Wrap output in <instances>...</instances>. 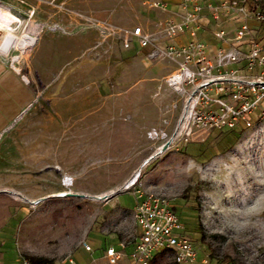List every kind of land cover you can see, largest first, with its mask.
Instances as JSON below:
<instances>
[{
  "label": "rangeland",
  "instance_id": "374dc122",
  "mask_svg": "<svg viewBox=\"0 0 264 264\" xmlns=\"http://www.w3.org/2000/svg\"><path fill=\"white\" fill-rule=\"evenodd\" d=\"M147 1L2 0L19 20L9 29L16 38L26 23L36 37L33 45L10 53L21 74L29 73L36 86L39 73L51 76L42 78L46 85L88 76L75 79L62 95V105L72 102V111L69 121L62 113L56 158L69 172L48 173V189L15 191L14 205L0 206V250L15 258L0 264H19L29 255L63 263L74 260L83 243L92 248L82 249L90 264H109L103 257L107 246L120 249L127 261L139 228L134 197L122 187L136 173L144 190L166 197L175 208L180 232L197 250L193 264H264V115L257 117L264 100L251 127H195L187 141L156 155L157 143L146 131L161 127L171 133L182 106V97L164 83L172 65L149 57L148 47L124 48L109 30L141 26L153 32L156 20L168 14ZM239 22L231 13L213 19L205 12L199 38L213 49L220 43L212 32L222 28L231 38ZM248 26L243 45L264 40V20L248 19ZM66 176L72 182L65 184ZM35 199L40 201L32 204ZM149 264L175 263L170 252H161Z\"/></svg>",
  "mask_w": 264,
  "mask_h": 264
},
{
  "label": "built area",
  "instance_id": "2783aa9c",
  "mask_svg": "<svg viewBox=\"0 0 264 264\" xmlns=\"http://www.w3.org/2000/svg\"><path fill=\"white\" fill-rule=\"evenodd\" d=\"M260 1L179 0L175 5L164 0H151L147 1L149 7L168 14L156 20L153 32H147L141 26L109 27L110 32L118 34L124 48L135 45L140 49L148 47L149 57L172 65L164 83L182 97V106L171 133L161 127H150L146 131V137L157 143L156 155L165 153L179 141H187L195 127L222 130L239 125L252 126V114L264 100V40L252 39L247 45L242 42L249 33L248 19L264 20V12L258 7ZM205 12L213 19L231 13L240 20L231 38L222 28L212 32V37L220 43L213 49L199 38L203 30L201 18ZM33 13V9L28 11V20ZM16 21L19 20L11 13V7L0 0V44L6 47L0 48V53L11 57L12 66L11 51L21 52L36 41V37L27 32V23L19 35L22 40H18L9 30ZM48 29L55 31L61 27L50 25ZM179 36H187V39L176 42ZM229 39L240 44L225 46L223 43ZM22 77L28 81L25 75ZM259 109L257 117H262L264 107ZM138 176L136 173L122 187L130 190L134 197L133 217L139 228L129 264H149L161 252H170L175 264L195 263L196 247L180 232V219L170 201L144 190ZM63 182L68 184L72 179L66 176ZM39 201L35 199L31 203ZM82 246L85 251H92L88 243ZM105 256L109 264H117L122 252L109 246L105 249ZM69 261L80 264L72 258ZM19 264H29V261L22 257Z\"/></svg>",
  "mask_w": 264,
  "mask_h": 264
},
{
  "label": "crops",
  "instance_id": "0c3cea01",
  "mask_svg": "<svg viewBox=\"0 0 264 264\" xmlns=\"http://www.w3.org/2000/svg\"><path fill=\"white\" fill-rule=\"evenodd\" d=\"M41 36L37 38L33 56ZM186 39L187 36H179L175 41L183 42ZM134 48V51L140 50L137 45ZM84 74L67 76L53 85H46L42 78L51 76L39 73L36 76L39 86H36L29 73L25 74L28 81L24 80L22 74L10 64L8 56L0 53V206H13L15 191L48 189L45 181L48 173L69 172L61 168L56 158L61 155L62 130L59 128L64 119L62 113L69 121L72 111V102L62 105V95L75 79L77 81L79 77L88 76ZM82 249L76 251L74 261L90 264L89 259L84 258ZM1 250L0 259H15L12 253L8 255L9 258L3 256ZM130 254L131 251L127 253V261L122 257L118 263L129 264ZM103 257L107 260L105 251ZM58 264L72 263L68 259Z\"/></svg>",
  "mask_w": 264,
  "mask_h": 264
},
{
  "label": "trees",
  "instance_id": "16d2710c",
  "mask_svg": "<svg viewBox=\"0 0 264 264\" xmlns=\"http://www.w3.org/2000/svg\"><path fill=\"white\" fill-rule=\"evenodd\" d=\"M258 7L264 12V1L258 2ZM175 210V208L173 207ZM29 264H52L54 261L52 258L40 255H29L27 256Z\"/></svg>",
  "mask_w": 264,
  "mask_h": 264
},
{
  "label": "bare ground",
  "instance_id": "6f19581e",
  "mask_svg": "<svg viewBox=\"0 0 264 264\" xmlns=\"http://www.w3.org/2000/svg\"><path fill=\"white\" fill-rule=\"evenodd\" d=\"M3 11H4L6 14H9L8 11H7L6 9H4ZM17 39H18V40H20V39L22 40V37H20V38L18 37ZM21 40H20V41H21ZM20 41H19V43H20ZM0 48H1V49H3V48L5 49L6 47H5V46L3 47V45L0 44ZM25 52H26V51H25Z\"/></svg>",
  "mask_w": 264,
  "mask_h": 264
}]
</instances>
